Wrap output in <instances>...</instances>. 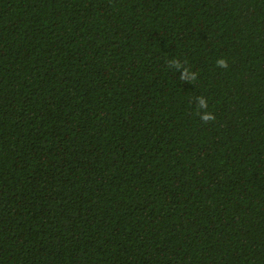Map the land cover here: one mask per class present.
I'll use <instances>...</instances> for the list:
<instances>
[{"label": "trees", "instance_id": "trees-1", "mask_svg": "<svg viewBox=\"0 0 264 264\" xmlns=\"http://www.w3.org/2000/svg\"><path fill=\"white\" fill-rule=\"evenodd\" d=\"M0 264H264V0H0Z\"/></svg>", "mask_w": 264, "mask_h": 264}, {"label": "clouds", "instance_id": "clouds-1", "mask_svg": "<svg viewBox=\"0 0 264 264\" xmlns=\"http://www.w3.org/2000/svg\"><path fill=\"white\" fill-rule=\"evenodd\" d=\"M216 63H217L218 67L225 68V69H227L229 66L226 58H221V59L217 60ZM169 67L175 68L177 71L182 70V74L180 76V79L183 81L191 82V81L196 80V78H197V74L194 72H189L186 68H184L181 65V62L179 60L169 61ZM197 100H198V108L199 109H207V107H208L207 100L203 96L198 97ZM198 114H200V113H198ZM200 118L205 123H208L210 121L215 120L214 114L209 113L207 111L200 114Z\"/></svg>", "mask_w": 264, "mask_h": 264}]
</instances>
